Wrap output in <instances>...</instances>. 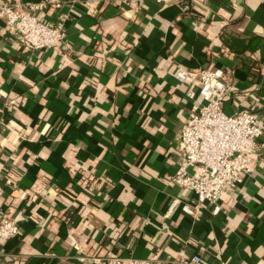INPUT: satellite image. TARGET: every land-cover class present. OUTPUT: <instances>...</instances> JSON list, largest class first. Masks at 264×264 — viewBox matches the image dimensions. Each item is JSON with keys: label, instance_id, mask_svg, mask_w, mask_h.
<instances>
[{"label": "crops", "instance_id": "0c3cea01", "mask_svg": "<svg viewBox=\"0 0 264 264\" xmlns=\"http://www.w3.org/2000/svg\"><path fill=\"white\" fill-rule=\"evenodd\" d=\"M14 1H62L40 19L61 18L66 36L33 50L0 19V218L19 228L0 240V264L105 254L167 264L181 250L200 264H264V0L195 1L188 13L155 0ZM229 37L262 45L237 54ZM177 66L222 70L223 111L260 121L252 170L216 215L208 205L189 215L195 195L170 181L199 101Z\"/></svg>", "mask_w": 264, "mask_h": 264}, {"label": "built area", "instance_id": "2783aa9c", "mask_svg": "<svg viewBox=\"0 0 264 264\" xmlns=\"http://www.w3.org/2000/svg\"><path fill=\"white\" fill-rule=\"evenodd\" d=\"M163 5H174L182 13H188L195 1L206 0H155ZM62 1L21 3L0 0V19L12 30L22 44L33 50L50 49L61 44L66 36L62 19L48 23L40 16L47 6L59 8ZM174 78L179 84L197 81L199 101L191 105L189 115L176 136L175 150L178 154L176 171L170 181L195 195L193 207L184 206L185 212L194 218L208 205L211 214L220 211L218 200L235 187L243 175L252 170V157L256 139L261 134L260 121L254 113L241 110L226 114L223 103L231 91V84L220 69L208 67L197 71L177 66ZM189 98H194L192 91ZM2 120L0 117V126ZM1 149V148H0ZM1 152V150H0ZM1 154V153H0ZM177 201L168 206L171 212ZM19 232L14 219L0 218V240L8 239ZM83 264H156V256L145 259H123L115 255L80 257ZM197 254L186 256L181 250L167 264H200Z\"/></svg>", "mask_w": 264, "mask_h": 264}, {"label": "trees", "instance_id": "16d2710c", "mask_svg": "<svg viewBox=\"0 0 264 264\" xmlns=\"http://www.w3.org/2000/svg\"><path fill=\"white\" fill-rule=\"evenodd\" d=\"M224 44L237 54H241L244 51H254L262 45L261 41L256 37L247 40L229 37L228 39H224Z\"/></svg>", "mask_w": 264, "mask_h": 264}]
</instances>
